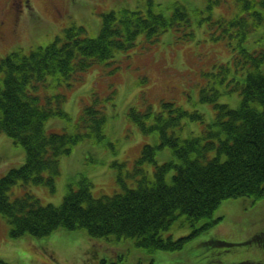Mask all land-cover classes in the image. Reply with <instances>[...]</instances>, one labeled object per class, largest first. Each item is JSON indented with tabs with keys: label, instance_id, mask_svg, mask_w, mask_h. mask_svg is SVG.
<instances>
[{
	"label": "trees",
	"instance_id": "trees-1",
	"mask_svg": "<svg viewBox=\"0 0 264 264\" xmlns=\"http://www.w3.org/2000/svg\"><path fill=\"white\" fill-rule=\"evenodd\" d=\"M209 1V6L224 3L230 10V16L213 21L237 40L231 62L207 73L213 77L212 94L202 89L201 99L214 104L213 120L205 123L200 111H187L173 100L163 99L157 110L147 108L149 105L128 107L130 122L143 134L156 133V137L142 144L130 167L126 161L113 162L125 167V172L117 174L120 191L110 195L94 197L86 177L78 179L76 188L69 183L58 205L41 204L28 189L15 197L10 194L18 182L46 184L54 192L60 157L91 135L96 141L105 136L107 114L98 104L103 98L97 95L79 107L74 129H67L70 116L63 106L66 93L59 87L61 82L73 86L88 69L113 60L118 51H137L143 44L153 47L159 35L169 29L191 38V16L186 8L174 4L171 15L121 8L105 14L95 35L84 34L82 26H71L46 45L27 52L15 49L0 57V131L25 151L24 162L0 176V214L11 237L25 232L42 236L60 227L83 228L90 237L131 239L152 256L156 251L181 249L190 237L215 224L223 214L211 217L223 200L255 201L264 194V45L250 49L244 44L249 32L264 24V0H234L236 4L233 0ZM232 4L238 8L233 9ZM217 41L229 48L226 38ZM221 89L236 92L239 104L231 107L218 102ZM195 121L203 123L200 131L189 130L181 137L180 132ZM161 149L170 153L159 161L156 155ZM179 216L191 226L189 233L177 237L165 234ZM203 218L209 219L200 222ZM215 238L222 237L214 234L207 243L224 249L233 245ZM197 246L200 249L203 244ZM191 248L181 264L202 261L201 250L192 254ZM221 259L215 264H228ZM257 259L260 263L262 258L259 255ZM152 261L149 258L148 264Z\"/></svg>",
	"mask_w": 264,
	"mask_h": 264
},
{
	"label": "rangeland",
	"instance_id": "rangeland-1",
	"mask_svg": "<svg viewBox=\"0 0 264 264\" xmlns=\"http://www.w3.org/2000/svg\"><path fill=\"white\" fill-rule=\"evenodd\" d=\"M23 1L0 0V57L15 49L27 52L38 45H46L55 35H62L71 26H82L84 34L95 35L105 14L118 12L121 8L141 12L151 9L171 15L174 4H180L191 16L194 36L189 41L178 43L187 38L181 33L175 39L179 30L169 29L161 33L153 47L143 44L137 51H118L113 60L88 69L73 86L68 87L61 82L59 87L66 93L63 106L70 116L67 129H74L79 107L90 103L97 95L103 98L98 100V104L107 114L105 136L96 141V137L91 135L77 143L71 153L60 157L54 192L46 184L44 186L48 189L43 185L18 182L9 193L11 197L28 189L41 204L58 205L67 191V185L73 183V188H76L78 179L82 177L91 181L90 191L94 197L120 191L117 174L119 170L124 173L125 167L114 163L126 161L130 167L142 144L152 142V137H156V133L143 134L130 122L126 111L132 105H149L147 108L157 110L163 99L173 100L187 111H200L205 123L213 120L214 104L201 99L202 89L208 94L214 90L210 84L213 77L207 73L219 71L222 64L231 62V51L237 44L236 38L231 37L229 32H223L213 21L219 16L231 15L224 3L209 6V0H25L26 6L23 4L21 8L20 2ZM232 6L233 9L238 8V5ZM215 29L217 33H214ZM263 33L264 24L250 31L244 44L250 49L262 47ZM225 38L230 49L226 43L217 41ZM224 89H221L217 101L236 107L240 96ZM200 125L203 123L190 122L180 136L184 137L189 130L199 132ZM169 153L170 150L161 149L157 159L162 161ZM24 158L23 147L0 131V176L11 167H19ZM262 196L255 202L252 198L223 200L211 217L223 214L215 224L190 237L181 249L156 251L152 256L131 239L90 237L83 228L69 230L60 227L42 236L25 232L11 237L9 225L0 214V264H148L149 258L153 260L151 264H181V259L191 247L192 254L201 250L200 264H215L220 258L228 264H248L244 260L258 264L259 255L264 264V194ZM246 210L253 211L254 215L247 216L244 214ZM208 219L203 218L200 222ZM190 228L183 216H179L164 233L177 237L189 233ZM214 234L222 237L216 240H229L233 245L224 249L207 243L214 238ZM198 244H203V247L199 249Z\"/></svg>",
	"mask_w": 264,
	"mask_h": 264
}]
</instances>
